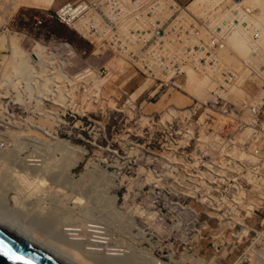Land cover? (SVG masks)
Masks as SVG:
<instances>
[{
    "label": "rangeland",
    "instance_id": "1",
    "mask_svg": "<svg viewBox=\"0 0 264 264\" xmlns=\"http://www.w3.org/2000/svg\"><path fill=\"white\" fill-rule=\"evenodd\" d=\"M170 1L0 0V76L40 47L50 69L47 95L0 85V140L36 167L71 163L20 193L23 211L11 186L0 216L51 247L44 219L72 223L83 264H102L86 255L102 234L137 264H264V21H243L261 0ZM32 172L17 178L34 190Z\"/></svg>",
    "mask_w": 264,
    "mask_h": 264
},
{
    "label": "bare ground",
    "instance_id": "2",
    "mask_svg": "<svg viewBox=\"0 0 264 264\" xmlns=\"http://www.w3.org/2000/svg\"><path fill=\"white\" fill-rule=\"evenodd\" d=\"M209 0H194L188 7L189 8H191V9H194V11H195V9L196 8H199L200 6H202V5H204L206 2H208ZM240 1H243V0H240ZM51 3H52V0H28V4L29 5H32V6H39V7H41V8H48L49 6H51ZM260 8L262 9V13L260 12V19H256V21L254 20V19H251V18H248V17H244V19H243V21H249V24H250V22H252V23H259V22H263L264 21V0H261L260 2ZM17 4V3H16ZM27 5V4H26ZM197 10V9H196ZM243 15V14H242ZM262 15V16H261ZM182 16V15H181ZM183 17H185L184 15H183ZM263 18V19H262ZM249 31V30H248ZM170 37V36H169ZM9 42V41H8ZM248 44V43H247ZM250 45V44H249ZM8 46V45H7ZM13 47V46H12ZM17 48V47H16ZM8 50V49H7ZM39 51L38 52H36V54L34 53V55L33 56H35V57H33L32 56V58L31 59H36L37 57H40V56H42V55H44V53H45V51L46 50H43V48H39L38 49ZM14 52V51H13ZM243 52V51H242ZM259 55L260 54H255L253 57L254 58H252V61L254 60L255 62L258 60V58L257 57H259ZM260 57H263L262 55L260 56ZM259 57V59L261 60L262 58H260ZM254 61H253V63H254ZM15 65H16V67H17V69H23V70H26L27 69V63H26V60H17L16 62H15ZM15 67V68H16ZM19 71V70H18ZM22 72V71H21ZM23 72H25V71H23ZM22 72V73H23ZM60 75V74H59ZM78 76V75H77ZM67 77V76H66ZM58 99V98H57ZM4 133V132H3ZM2 133V134H3ZM1 135V134H0ZM11 136V135H10ZM14 138V137H13ZM15 142H16V140H15ZM6 143H8V140H7V142ZM19 143V142H18ZM65 144L67 143V142H64ZM11 144H12V142H11ZM10 144V145H11ZM9 145V144H8ZM12 146V145H11ZM19 146V145H18ZM63 146H64V144H63ZM66 146V145H65ZM68 146V145H67ZM69 148H71V147H69ZM10 149L11 150H14L15 151V149H13V146L12 147H9V148H7V152L5 153V156H4V160H3V165L0 167L1 169H0V199H2V197L5 195V193L8 191L9 192V190H10V188H11V186H13V185H15L16 186V189H17V196L15 197L16 198V202L18 203L17 204V207H21L20 208V210L21 211H23L24 210V205H23V201H22V198H21V195H20V193H26V191L27 190H32V191H41V189H43V187L42 186H46L47 185V182H48V179H53V180H55V181H57V184L59 183V180L63 177V175H64V177H66V175L67 174H70L69 173V167L71 166V163L70 162H63L62 164H60V166L58 167V169H57V171H53V170H50V168L49 167H47L46 166V168L44 167V166H41V165H39L38 167H36L37 165H38V163H36L37 165H31L30 163H28L29 162V160L28 159H26V158H19L18 157V155L17 154H15V152L13 153L12 151H10ZM68 150V149H67ZM79 151V150H78ZM17 155V156H15V155ZM30 155H31V153H30ZM18 159H17V158ZM30 159V158H29ZM33 159V158H32ZM28 160V161H27ZM36 161H39V160H36ZM68 161V160H67ZM31 162V161H30ZM34 163V162H33ZM31 165V166H30ZM60 167H61V169H62V172H63V175H62V172L60 173L59 172V170H61L60 169ZM15 170V172H13ZM22 171V172H24V174L23 175H27V173H25V171H33L32 172V174L34 173V175L37 177V179H38V183L35 185V187H34V190L31 188V184H30V186L28 185V184H22L21 182H22V180H19L17 177L19 176V174L17 173L18 171ZM13 172V173H12ZM29 173V172H28ZM33 176V175H32ZM31 179V178H30ZM29 179V180H30ZM25 181H26V179H24ZM34 180V179H33ZM32 181V180H31ZM20 182V183H19ZM56 184V185H57ZM63 184V183H62ZM65 186V185H64ZM62 187V186H61ZM22 197H24V195L22 196ZM20 198V199H19ZM3 200V199H2ZM5 200H7V199H5ZM24 200V199H23ZM19 201V202H18ZM5 202V201H4ZM8 202V201H7ZM22 202V203H21ZM26 206H27V204H26ZM25 206V207H26ZM111 206L113 207V205L111 204ZM113 209V208H112ZM108 210V209H107ZM109 211V210H108ZM112 213V212H111ZM114 213V212H113ZM116 213V212H115ZM118 213V212H117ZM52 214V213H51ZM112 215V214H111ZM114 215V214H113ZM39 215L37 214V215H35V216H33L34 217V219H35V217H37V218H39L38 217ZM76 216V215H75ZM101 217H103V215H100ZM121 215H119V217H120ZM2 217L4 218L5 216H0V222L2 223V224H4L8 229H10L11 231H13V232H15V233H18V234H21V235H24V236H26L25 234H23V232H21L22 230V227H20L17 223H14V222H12V221H10V220H7V219H5L4 218V220L3 221H8V222H3L2 221ZM8 217V216H7ZM46 217V216H45ZM79 217V216H78ZM111 217V216H110ZM114 217H115V215H114ZM122 217L123 216H121V219H122ZM125 217H127V215L125 216ZM36 218V219H37ZM104 218H105V216H104ZM117 218H118V215H117ZM129 218H131L130 216H129ZM17 219V218H16ZM48 219H49V217H48ZM48 219H44V222H45V224L47 225V226H50L49 228L51 229L50 230V232L51 233H54V235L57 237V239H59L60 241H59V244L58 243H56V244H54V245H52V247H51V245L49 246L48 245V243L46 244V242H43L42 240H38V239H36V237H34V236H32V235H30L29 234V236H27V237H30V238H33V239H35V240H37V241H39V242H41V243H43L44 245H46V246H48L49 248H51V249H53L54 251H56V252H58L59 254H61L62 256H64V257H66V258H68V259H70L71 261H73V262H75L76 264H83V263H81L78 259H77V257H75L73 254L74 253H72L73 251H71L70 250V248H75V249H80L82 252H85V244L83 243V242H81L80 240H78L77 238H75V235H77V233L75 232V226H71V224H63V225H59V224H57V225H55V224H53L52 223V225L50 224V220H48ZM54 219V218H53ZM107 219V218H106ZM106 219H105V221H106ZM112 219V218H111ZM118 219H120V218H118ZM117 219V220H118ZM121 219H120V221H121ZM124 219V218H123ZM122 219V221L124 222V220ZM126 219V218H125ZM128 219V218H127ZM132 219V218H131ZM12 220H14V218H12ZM42 220V219H41ZM91 220V219H90ZM93 220H94V218H93ZM101 220V219H100ZM109 221H110V219H108ZM107 220V221H108ZM130 220V219H129ZM129 220H128V222H129ZM17 221H18V219H17ZM54 221V220H53ZM104 221V222H105ZM126 221V220H125ZM77 222V221H76ZM84 222L85 221H82L81 222V224H83V225H85L84 224ZM91 222V221H90ZM96 222V221H95ZM99 222V221H98ZM112 222V221H111ZM115 222H116V220H115ZM18 223H19V221H18ZM57 223V222H56ZM78 223L79 222H77V225H78ZM87 223V222H86ZM97 223V222H96ZM131 225H132V223L131 222H129ZM36 224V223H35ZM112 224V223H111ZM116 224V223H115ZM123 224V223H122ZM21 225H22V223H21ZM24 225V224H23ZM34 225V224H33ZM87 225V224H86ZM102 225V224H101ZM105 225V224H104ZM113 225H114V223H113ZM112 225V226H113ZM130 225V226H131ZM59 226H60V228H59ZM81 226V225H80ZM112 226H109V227H112ZM124 226H125V224H124ZM129 226V225H128ZM31 227V226H30ZM84 227V226H83ZM24 228H26V227H24ZM97 228V227H96ZM26 229H28V228H26ZM107 229H108V227H107ZM107 229L105 230V231H107ZM138 229V228H137ZM81 230V229H80ZM27 231H32V230H27ZM85 232V231H84ZM108 232H109V230H108ZM140 232H141V230H140ZM93 233V232H92ZM91 234V233H90ZM103 235V234H102ZM101 235V236H102ZM109 235V234H108ZM83 236V235H82ZM90 236H92V235H90ZM100 235H98V236H96V239H95V243H91L90 245H93V247H92V249H94V250H91V251H93V252H90L89 253V251H87L89 254H86V255H88V257L89 256H91L90 258L91 259H96V262H100V263H102V264H137V259H136V256H133V255H127L126 254V251H124L125 253H122V255H126L125 256V258L123 257V258H119V256H117V255H119L120 254V251L118 252L117 250H115V249H110V248H107V245L106 244H104V240L102 239V237H101ZM105 237H107V236H105ZM113 237V236H112ZM80 238V237H79ZM89 239V238H88ZM91 239V238H90ZM94 239V238H93ZM100 239H102V240H100ZM107 239H109V238H107ZM82 240H83V238H82ZM87 241V240H86ZM90 241V240H89ZM88 241V242H89ZM115 241V240H114ZM87 242V243H88ZM112 242V241H111ZM54 243V242H53ZM86 243V242H85ZM109 243V242H108ZM122 243V242H121ZM89 244H88V246H90ZM110 245H111V243H110ZM115 245V244H114ZM123 245V244H122ZM135 245V244H134ZM127 246V245H126ZM119 247V246H118ZM121 247V246H120ZM122 248V247H121ZM133 248V247H132ZM89 249V248H88ZM137 249V248H136ZM123 250V249H122ZM137 251V250H136ZM136 251H134L136 254H138L139 255V253H140V251L138 252H136ZM76 253V252H75ZM86 253V252H85ZM84 254V253H83ZM91 254V255H90ZM134 254V253H133ZM150 254V253H149ZM147 256V255H146ZM81 257V256H80ZM122 257V256H121ZM82 258V257H81ZM153 258H155V257H153ZM151 259V258H150ZM156 260V259H155ZM156 262V261H155ZM155 262L153 263V264H155ZM143 263H144V261H143ZM156 263H158V262H156ZM151 264H152V262H151Z\"/></svg>",
    "mask_w": 264,
    "mask_h": 264
},
{
    "label": "water",
    "instance_id": "3",
    "mask_svg": "<svg viewBox=\"0 0 264 264\" xmlns=\"http://www.w3.org/2000/svg\"><path fill=\"white\" fill-rule=\"evenodd\" d=\"M0 264H76L43 243L0 222Z\"/></svg>",
    "mask_w": 264,
    "mask_h": 264
},
{
    "label": "built area",
    "instance_id": "4",
    "mask_svg": "<svg viewBox=\"0 0 264 264\" xmlns=\"http://www.w3.org/2000/svg\"><path fill=\"white\" fill-rule=\"evenodd\" d=\"M38 22H41V20H39ZM40 45L43 46L44 43L40 42ZM34 51L35 50L29 52L26 58L27 69L25 70L26 71L25 73L19 71L15 72L14 70H12L14 72L10 76H6V77H3L2 75L0 76V85L9 88L10 91L8 93H12L15 95L24 94V95L33 96V94L47 95V93L50 91L49 81H47V78H49V74H50V69L47 67L48 61L42 59V57H45L44 55H42V57L41 56L37 57L34 60L31 59V56L34 55L32 54V52ZM59 63L60 62L58 61L56 64L58 71H59ZM38 77H40L43 81L39 82L37 80ZM9 147L10 146L5 141L0 140V167L2 166L5 153L8 151L7 148Z\"/></svg>",
    "mask_w": 264,
    "mask_h": 264
},
{
    "label": "crops",
    "instance_id": "5",
    "mask_svg": "<svg viewBox=\"0 0 264 264\" xmlns=\"http://www.w3.org/2000/svg\"><path fill=\"white\" fill-rule=\"evenodd\" d=\"M54 1V0H53ZM53 1H52V3H53ZM194 0H172V2H175V3H178L179 5H186V8H188V6L193 2ZM74 2H75V0H74ZM171 2V1H170ZM171 2V3H172ZM52 3H51V5H52ZM71 6V3H69L68 5H65L64 7H62L61 9H60V11H61V13L62 14H67V13H69V11H70V7ZM82 6L83 7H86V9H87V4L85 3V2H82ZM81 8V9H83L84 10V8ZM82 10V11H83ZM189 10V9H188ZM191 11V10H190ZM191 12H193V11H191ZM234 12H235V14H237V9H234ZM193 13H195V12H193ZM75 17L76 16H73V15H71V16H68V18H67V20H68V22L72 25V27H74V28H76L82 35H84L85 37H87V36H90V34L88 33V23H86V22H84V21H82V20H79V21H73V19H75ZM111 21L112 20H115L114 19V17L113 16H111Z\"/></svg>",
    "mask_w": 264,
    "mask_h": 264
}]
</instances>
